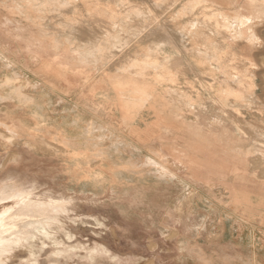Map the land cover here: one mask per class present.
I'll list each match as a JSON object with an SVG mask.
<instances>
[{"label": "rangeland", "instance_id": "rangeland-1", "mask_svg": "<svg viewBox=\"0 0 264 264\" xmlns=\"http://www.w3.org/2000/svg\"><path fill=\"white\" fill-rule=\"evenodd\" d=\"M70 1L72 5L78 0ZM205 1H123L117 5L119 10L125 6L138 12L140 9L135 6H140L141 10L153 13L163 11L159 14L165 16L156 20V26L186 30L192 44L216 41L220 46H226L230 43V32L213 28L214 19L210 12L222 6L230 11L242 5L244 0H232L230 3ZM2 2L4 0H0V42L6 47L3 52L15 63L0 53V164L4 166L0 181L3 177L9 181L19 178L26 185H36V191L43 197L65 196V201H71L59 214V223L52 226L49 237L38 234L33 241L15 245L3 255L0 264H264V145H259L264 140L253 138L256 132L246 125L244 119L235 116L236 122L228 119L225 125L238 133L241 130L237 125L240 126L249 135L245 142L260 146L251 151L247 161L241 164L246 166L245 169L238 173L229 171L223 178V173L214 170L209 178L197 181L190 176L194 172L192 169L185 170L174 162L177 173L159 177L154 174L155 170L141 166L149 148L160 147L162 143L182 146L183 131L180 129L175 134L166 135L159 130L148 139H140L130 131L133 126L145 129L161 106L147 102L140 107V115L135 121L132 120L133 113L139 110H132L135 106L115 107L113 121L107 122L92 116L86 118L76 107L73 109L70 101L63 100L48 86L57 85L64 74L68 78L69 72L78 68L65 61L67 52L47 49V33L63 28L64 21L85 26L87 19L64 20L63 12L69 8L50 7L32 14V21H28L19 14H8L9 9ZM5 2L17 3L18 0ZM196 2L197 7L188 12L183 10L186 4ZM80 3L81 6L74 9H80L83 14L94 9L93 2L83 0ZM197 19H207L208 27L191 34L189 27ZM262 23L257 22L256 31L261 29L257 31L260 35L264 34ZM263 37L258 46L248 47L246 41H236L235 50H224V61L239 69L248 68V73L253 75L255 93L257 96L261 94L260 100L256 98L259 102L257 100L253 104L252 110L249 107H243V110L250 121L264 128V112L258 114L259 109H264ZM250 49L253 52L247 53ZM256 51H261L262 56ZM231 53L237 54L231 57ZM73 54L78 58L79 52ZM185 57L184 51L180 50L170 62L184 64L179 75L186 80L183 86L192 90L199 84V77L186 65L189 61ZM43 63L47 66L46 72L42 69ZM255 70L259 71L255 74ZM125 73L128 88L142 82L139 76ZM207 77L213 78L210 74ZM224 81L227 89L221 94L224 99L232 96L235 103L226 102L224 109L227 112L223 114L221 108L210 103L209 92H205L204 101L208 109L189 114L191 119L199 116V119L213 121L217 116H223L225 120L242 110L239 86L236 85L239 89L236 96L229 92L230 87L234 88V80ZM159 83L157 75L149 85L153 88ZM109 97L102 95L100 99L109 101ZM167 108L171 106L167 105ZM12 122L18 126L17 135L7 139L4 135H9L8 124ZM124 139L146 145H140L142 149L133 152L119 145ZM164 150L168 152L166 145ZM168 170L166 168L169 173ZM235 189L252 198L255 205L251 210L235 203ZM64 252L70 253L72 258H56ZM90 254L98 255L89 260L87 256Z\"/></svg>", "mask_w": 264, "mask_h": 264}, {"label": "bare ground", "instance_id": "bare-ground-1", "mask_svg": "<svg viewBox=\"0 0 264 264\" xmlns=\"http://www.w3.org/2000/svg\"><path fill=\"white\" fill-rule=\"evenodd\" d=\"M5 1L7 0H4V3L2 2L1 4L9 9L8 14H16L14 5H6L8 2ZM215 1L216 3L218 1L230 3L232 0ZM197 4V2L194 4H186L183 10L188 12L194 7H197ZM236 4L237 3L235 2V5ZM232 5L234 4L232 3ZM17 8L18 12H20L18 6ZM210 9L213 11L212 8ZM227 11L224 10L222 6L220 8H215L213 13L210 12V16L214 19L213 28L221 31L228 30V32H230V43L226 46H220L216 41L212 43L209 41L208 44L206 42L205 44H200L199 42L192 44L191 36L187 37L186 30L181 31L184 39V41L181 42L183 44V49L181 50L186 54L185 60L189 61L186 65L195 76L202 78L197 79L199 84L196 87L193 86L194 89L191 90L183 86V83H185L186 80L179 75V72L184 64L180 62H170L174 54H178V52H180V49H178V46L173 38L169 40L167 46L164 47V45H162V48L160 45L153 46L152 48L154 49L149 52H145V54L142 55V58L131 59L128 64L129 67L127 69H122V71L139 76L142 79L141 83L138 82L133 85L131 84L130 88L132 89L125 91V95H127V105L129 104L128 100H130L133 102L131 105L135 106L132 110L139 109L134 111L133 121L138 119V116L140 115V107H144L147 102L152 101L156 106H161L160 109L157 108L156 116L153 121L147 122L145 129L133 126L136 128L135 131L139 134H145L148 139L149 137L159 133V130L163 131L167 135L175 134L177 130L179 131L181 129L183 131L182 137L184 138V144L182 146L170 143L163 144V149L166 145L168 149V152L165 151L166 155L171 157L175 161L176 165L178 164V166H181L185 170H188V168L192 169L196 173L195 176L199 177V179L209 178L208 175L214 170L223 173L224 175L221 174L222 178L226 176L229 171L238 173L240 170L246 168L245 165V167H243L241 164L247 161L251 151L259 149L258 147H260H257L252 143L245 142V139L248 138L247 136L249 135H247V133L243 131L240 126L237 125L238 130H241L240 133L232 132L230 127L225 125L226 122H228V119L236 122L235 116L241 117L244 119L246 125L250 126L256 132V135H254L253 138L256 141L264 140V128L255 125L252 120L250 121L249 117L245 115L246 112L243 110V107H249L250 110H252L251 108L253 104L258 100L256 98L261 96V94H258L260 96H257L255 93L256 85L252 78L253 75L248 73V68L247 70L239 69L238 67L230 66L231 64L226 60L224 61V50L228 48L232 51L235 50L234 45L237 44L235 43L236 41L244 40L249 43L247 44L248 47L249 45L258 46L259 43L263 41V32H261L263 35H260V32H258L259 34L257 33L259 28L257 31L256 29L259 26L257 25V22L262 23L264 21V0H244L242 5L231 9L229 12ZM26 18L30 19L27 15ZM9 19L10 18H7V20ZM206 20L200 21L197 19L192 21L189 27V32L191 34L199 33L202 27H208V21ZM214 34H216L215 30ZM164 48L168 49L164 50ZM251 50L252 49H250L247 53L251 52ZM259 52L260 53L257 52L259 56H262L264 53L263 52L261 54V51ZM0 53H2L6 59L9 58L15 63V60L9 57L6 52L0 50ZM236 54L237 53H231V57ZM255 54L256 53H254V55ZM257 63H259V61ZM259 64H262V62ZM42 66V69L46 72L47 66L44 65V63ZM257 71L255 70L254 73L256 74ZM209 74L213 76V78L207 77ZM152 75H154L153 78L158 75V79L161 82V84L159 83L158 86H153V88H151L152 85H149V82H152L153 79ZM225 79H233L235 82L232 86L234 88L230 87L229 89L230 93L233 92L237 96L239 89L240 93L242 92V110L235 113L233 116H229V118H225V120L223 116H217V118L213 121H209L206 118H203V120L199 119V116L194 120L191 119L188 116L189 114H194L198 111L201 112L203 109H208L207 104L204 101V98H206L204 95L205 92H209V98L212 100L210 103L215 105L217 108H221L220 112L223 114L227 112V109H224V104H226V102H228V104L235 103L232 96H228L227 99H224L221 94V91L227 89V87L224 86L226 85V82L224 81ZM7 81H9L8 78ZM45 84L46 80L44 85ZM236 85L239 86V89ZM19 89L20 88H15V90ZM155 90H158V93H154ZM210 92L213 93V95ZM123 102H125V100ZM155 105L153 106L156 108ZM167 105L171 106L170 109L172 111L167 108ZM174 108H176V113ZM262 110L259 109L258 114H262L264 112ZM8 129L10 131L9 135L4 136L7 139L14 138L17 135L16 131L18 130L16 123L12 122L11 125L8 124ZM247 129L249 128H246V130ZM175 136H177V134ZM119 145L128 148L129 143L126 140H123L119 142ZM133 145L136 148H128V150L138 152V150L142 149L141 146L136 143ZM259 145L263 146L264 141H261V144L259 143ZM148 156H150V160L148 161L150 166L160 164L162 168H168L177 173L175 167H170V164H167V167L165 164L159 162L158 159H155V157L150 153H148ZM141 166L144 165L141 164ZM3 167L4 166L0 164V172ZM199 179H197V181H199ZM20 181L21 180L19 178L9 181L5 177H3L0 181V262L3 260V255L10 252L15 245L33 241L34 237L38 234H43L44 236L49 237L52 226L59 221V214L66 210L67 204L71 201V199L65 201V196L54 197L47 195L46 197H43L36 191V185H26ZM233 197V200L237 205H244L246 209L251 210V206L255 205L252 202V198L248 194L241 193L237 189H235ZM97 255L98 254H90V256L87 257L89 260H93ZM60 257H63L66 260L72 258L71 254L68 252H64L63 254L56 256L57 259ZM85 259L87 258L85 257Z\"/></svg>", "mask_w": 264, "mask_h": 264}, {"label": "crops", "instance_id": "crops-1", "mask_svg": "<svg viewBox=\"0 0 264 264\" xmlns=\"http://www.w3.org/2000/svg\"><path fill=\"white\" fill-rule=\"evenodd\" d=\"M82 1L83 0H78L75 4L71 5L70 0H18L17 3L6 5H14L16 14L24 18H26L27 15L30 18H26L28 21H32V14L35 15L39 10H47L50 7L55 9L69 8V11L63 12L64 20L87 19V25L85 26H81V23L76 25L74 22L64 21L63 28H58L51 33H47V49L67 52L66 55H64L66 58L65 61L72 67L78 68L77 70L69 72L68 78H66L67 76L64 74L62 79L59 81L57 79V85L48 86L53 92L62 97L63 100L66 99L70 101V105H72L73 109L76 107L77 111L86 116V118L92 116L101 118V120L107 122H112V115L115 114V107L120 109V107L127 106V95H125V91L132 89L126 86L128 83V80H126L127 75L122 69H127L129 67L128 64L131 59H140L145 52L153 50V46L160 45L161 48L162 45H164V47L167 46L169 40L172 38L175 40L178 49L181 50L182 33L180 28L168 30L165 26H156V20L165 16L164 14H159L163 11L153 13L147 10H141L142 8L140 6H135L140 9L138 12L131 10V7L127 9L125 6L119 10L117 5L123 1L151 3L158 1L167 2V0H85L93 2L94 9L87 10L84 14L80 9H74L79 8L78 5L81 6L80 2ZM169 1L177 2L179 0ZM17 6L20 12H18ZM10 21L11 20H9V22ZM33 22L35 23L36 20L34 19ZM4 46L5 45L0 42V50L3 51L6 49ZM167 49L168 48H164V50ZM73 52H79L78 58H74L76 55L73 54ZM87 52L92 53H89V55L86 54ZM121 56L123 57L121 58ZM102 68L104 70H102ZM139 83L141 82L139 81ZM102 95L110 96L109 101H102L100 99ZM124 100L125 102H123ZM128 101L130 104H128V106L133 107L134 105H131L133 102L130 100ZM121 113L122 115L124 114L122 111ZM135 130L136 128L133 127L130 132L140 139L147 138L145 134H139ZM122 136L127 138L124 134H122ZM126 141L129 143V149L136 148L133 145L135 143L139 146L146 145L139 140V143L135 140V142ZM163 144L164 143H162L160 147L149 148L148 152L167 167V164H170V167L173 166L176 169L177 166L174 164L175 161L166 155ZM149 157L150 156L146 155L142 164L151 168L152 171L155 170L154 174L157 176L164 177L168 174L176 173L170 169L168 173L160 164L150 166L148 162L150 160ZM136 165L138 166V164ZM193 173H190V176L195 177L196 180L199 179V177L195 176L196 173Z\"/></svg>", "mask_w": 264, "mask_h": 264}]
</instances>
